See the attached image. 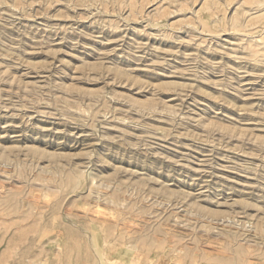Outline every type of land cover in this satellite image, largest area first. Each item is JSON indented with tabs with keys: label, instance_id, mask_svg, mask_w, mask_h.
Here are the masks:
<instances>
[{
	"label": "rangeland",
	"instance_id": "1",
	"mask_svg": "<svg viewBox=\"0 0 264 264\" xmlns=\"http://www.w3.org/2000/svg\"><path fill=\"white\" fill-rule=\"evenodd\" d=\"M0 264H264V0H0Z\"/></svg>",
	"mask_w": 264,
	"mask_h": 264
}]
</instances>
